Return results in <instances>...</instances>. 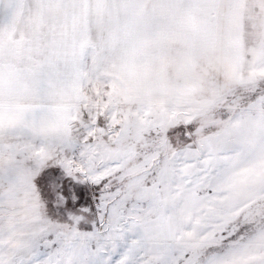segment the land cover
Segmentation results:
<instances>
[{
    "label": "snow or ice",
    "instance_id": "snow-or-ice-1",
    "mask_svg": "<svg viewBox=\"0 0 264 264\" xmlns=\"http://www.w3.org/2000/svg\"><path fill=\"white\" fill-rule=\"evenodd\" d=\"M0 264H264V0H0Z\"/></svg>",
    "mask_w": 264,
    "mask_h": 264
}]
</instances>
